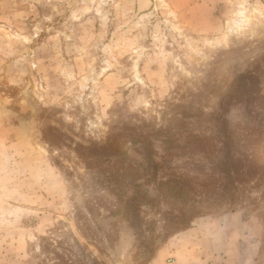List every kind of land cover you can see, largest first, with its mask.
Returning a JSON list of instances; mask_svg holds the SVG:
<instances>
[{
	"label": "rangeland",
	"instance_id": "rangeland-1",
	"mask_svg": "<svg viewBox=\"0 0 264 264\" xmlns=\"http://www.w3.org/2000/svg\"><path fill=\"white\" fill-rule=\"evenodd\" d=\"M200 224L264 264V0H0V264H152Z\"/></svg>",
	"mask_w": 264,
	"mask_h": 264
},
{
	"label": "crops",
	"instance_id": "crops-1",
	"mask_svg": "<svg viewBox=\"0 0 264 264\" xmlns=\"http://www.w3.org/2000/svg\"><path fill=\"white\" fill-rule=\"evenodd\" d=\"M214 241L213 234L204 232L200 224L171 238L152 264H163L169 257L178 264H215L220 255L217 256Z\"/></svg>",
	"mask_w": 264,
	"mask_h": 264
},
{
	"label": "built area",
	"instance_id": "built-area-1",
	"mask_svg": "<svg viewBox=\"0 0 264 264\" xmlns=\"http://www.w3.org/2000/svg\"><path fill=\"white\" fill-rule=\"evenodd\" d=\"M165 264H177V261L174 258H169Z\"/></svg>",
	"mask_w": 264,
	"mask_h": 264
}]
</instances>
